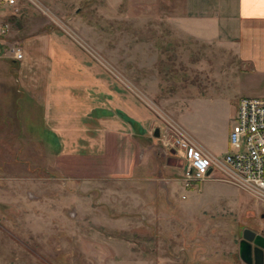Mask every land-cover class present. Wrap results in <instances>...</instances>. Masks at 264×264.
<instances>
[{"label":"rangeland","instance_id":"obj_1","mask_svg":"<svg viewBox=\"0 0 264 264\" xmlns=\"http://www.w3.org/2000/svg\"><path fill=\"white\" fill-rule=\"evenodd\" d=\"M51 29L106 66L145 116L146 136L129 134L128 171L114 155L43 150L12 50ZM236 64L228 42L188 35L147 1L0 0V264H246L242 230L264 233L262 206L219 178L184 189L181 157L149 149L155 127L201 149L220 143L243 92Z\"/></svg>","mask_w":264,"mask_h":264},{"label":"crops","instance_id":"obj_2","mask_svg":"<svg viewBox=\"0 0 264 264\" xmlns=\"http://www.w3.org/2000/svg\"><path fill=\"white\" fill-rule=\"evenodd\" d=\"M140 1L154 5L188 35L228 42L238 61L232 79L242 87L239 98L264 97V0ZM21 51L22 57L15 59L16 81L32 106L28 110L34 105L40 109L43 150L54 158L59 151V157L92 161L114 155L115 164L128 171L124 165L130 163L129 134L145 137L147 126L141 111L131 107L133 97L108 68L53 29L24 36ZM228 132L220 143L209 139L202 149L214 156L224 154ZM261 227L264 231V216Z\"/></svg>","mask_w":264,"mask_h":264},{"label":"built area","instance_id":"obj_3","mask_svg":"<svg viewBox=\"0 0 264 264\" xmlns=\"http://www.w3.org/2000/svg\"><path fill=\"white\" fill-rule=\"evenodd\" d=\"M4 1L16 4V0ZM6 30V25L1 28V32ZM12 51L15 59L22 57L19 47H13ZM232 121L228 149L223 155H210L194 145L187 136L179 132L178 135H171L165 129H161L158 136L160 144L149 149L152 148L156 155L172 153L181 157L184 189L205 179L219 178L248 191L264 209V97H240ZM181 196L184 198L185 194Z\"/></svg>","mask_w":264,"mask_h":264},{"label":"water","instance_id":"obj_4","mask_svg":"<svg viewBox=\"0 0 264 264\" xmlns=\"http://www.w3.org/2000/svg\"><path fill=\"white\" fill-rule=\"evenodd\" d=\"M159 134L160 128L155 127L153 136L158 137ZM239 256L246 264H264V235L250 228H243Z\"/></svg>","mask_w":264,"mask_h":264},{"label":"bare ground","instance_id":"obj_5","mask_svg":"<svg viewBox=\"0 0 264 264\" xmlns=\"http://www.w3.org/2000/svg\"><path fill=\"white\" fill-rule=\"evenodd\" d=\"M259 233V232H258ZM262 234V233H261ZM263 235V234H262Z\"/></svg>","mask_w":264,"mask_h":264}]
</instances>
